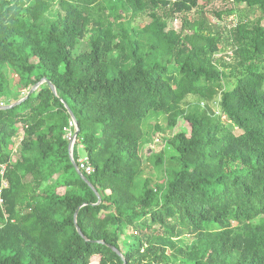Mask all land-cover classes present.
<instances>
[{
	"label": "trees",
	"instance_id": "16d2710c",
	"mask_svg": "<svg viewBox=\"0 0 264 264\" xmlns=\"http://www.w3.org/2000/svg\"><path fill=\"white\" fill-rule=\"evenodd\" d=\"M44 78L0 109V264H264V0H0V107Z\"/></svg>",
	"mask_w": 264,
	"mask_h": 264
},
{
	"label": "rangeland",
	"instance_id": "374dc122",
	"mask_svg": "<svg viewBox=\"0 0 264 264\" xmlns=\"http://www.w3.org/2000/svg\"><path fill=\"white\" fill-rule=\"evenodd\" d=\"M233 5L232 3H230V1H219L216 4H214L211 9H220V8H231ZM59 12V7L57 4H55L52 9L50 10V12L47 14V18L46 19H51V18H55V16L57 15V13ZM194 15V14H193ZM196 16V15H194ZM237 17L239 18H249L250 20H255L257 18V14L254 13L253 11H251L250 9L241 7ZM236 15L233 16H223V18L221 20H219L218 18H216L212 13H208V18L210 20L211 23L218 25L220 28L224 27V26H233V24H235V20H236ZM147 21L149 22L150 19L148 17ZM182 27V19L178 18L174 21H170L169 22V28H173L177 31H179ZM220 57V56H219ZM192 98L189 97V100H191ZM216 110V109H215ZM223 120H226V118L223 116ZM154 122V121H153ZM157 124L160 127V131L154 135V137H151L152 142L148 145V147L150 148V152L151 154H158L160 153L162 150L166 149V142L165 140L162 138L163 137H170L171 135V131H169L168 127H167V122L162 119L159 118L157 119ZM179 128H174L173 129V133H175L176 131H178ZM236 131H238L236 129ZM167 153H170L168 151H166ZM76 153L78 154L79 157L84 158L86 157V151L81 148V147H77L76 149ZM144 154L146 153V151L143 152ZM145 161H147V163L150 165V160H149V154H145ZM165 157V156H164ZM167 159V158H166ZM166 162V160H165ZM151 171L155 174L158 175L157 170L152 167Z\"/></svg>",
	"mask_w": 264,
	"mask_h": 264
},
{
	"label": "water",
	"instance_id": "95a60500",
	"mask_svg": "<svg viewBox=\"0 0 264 264\" xmlns=\"http://www.w3.org/2000/svg\"><path fill=\"white\" fill-rule=\"evenodd\" d=\"M48 83L49 84V86L51 87V89L53 90V92L54 93H56V88H55V86L49 81V80H47L46 78H44V79H42L39 83H37V84H35L32 88H31V90L29 91V93L27 94V96H25L24 98H22L21 100H19V101H17V102H15V103H13V104H11V105H8V106H2V107H0V109H11V108H14V107H16V106H18V105H20L21 103H23L26 99H28L29 98V96L30 95H32L43 83ZM65 107H66V109H67V111H68V113L70 114V117H71V119H72V121H73V124H74V126L76 127V130H75V133H74V141L77 139V137H78V135H79V132H80V129H79V126H78V122H77V119H76V116L74 115V113H73V111L70 109V107L67 105V104H65ZM74 142H70V144H69V153H70V158H71V161H72V163L74 164V166H75V169L77 170V172L80 174V176H81V178L83 179V180H85L86 182H87V184L92 188V190L96 193V195H97V197H98V204L99 203H101V201H102V199H101V196H100V194L98 193V191H97V189L88 181V179L84 176V174H83V172L79 169V167H78V165H77V163H76V161H75V159H74V156H73V149H74ZM77 216H78V212L75 214V223H76V227H77V231H78V233L82 236V237H84V234H83V232H82V230L80 229V227L78 226V224H77ZM100 243H104V241H100ZM118 255H120L122 258H123V255L121 254V252L117 249V248H115V247H113V246H111V245H109ZM124 264H126V263H124Z\"/></svg>",
	"mask_w": 264,
	"mask_h": 264
},
{
	"label": "built area",
	"instance_id": "2783aa9c",
	"mask_svg": "<svg viewBox=\"0 0 264 264\" xmlns=\"http://www.w3.org/2000/svg\"><path fill=\"white\" fill-rule=\"evenodd\" d=\"M65 131L67 133V135H66L67 140L69 142H74V144H75L76 140L74 141V132L71 131V129H69V128H65ZM77 165L81 171H84L88 175L92 174L93 167L90 165V163L86 157H84V158L80 157L78 162H77ZM6 170H7V165L0 164V175L2 176V178H4ZM6 187H8V184L5 180H3L2 188L0 189V193H1L2 189L6 188ZM0 203H2V200H0Z\"/></svg>",
	"mask_w": 264,
	"mask_h": 264
}]
</instances>
